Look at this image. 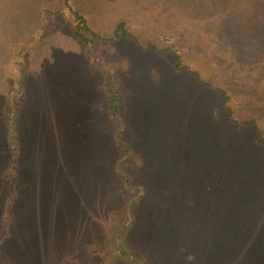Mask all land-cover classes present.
Segmentation results:
<instances>
[{"label": "rangeland", "instance_id": "obj_1", "mask_svg": "<svg viewBox=\"0 0 264 264\" xmlns=\"http://www.w3.org/2000/svg\"><path fill=\"white\" fill-rule=\"evenodd\" d=\"M80 16L108 43L90 53L96 69L76 37L75 28L84 40L90 37ZM120 23L139 42L111 37ZM29 46L19 258L123 264L110 248L123 216L111 176L117 150L100 133L97 89L110 83L106 70H118L132 89L128 135L146 157L143 176L136 174L152 185L136 213L134 254L150 264L204 263L207 223L220 231L228 203L245 200L247 168L260 163L264 178V0H0V66L8 57L24 60ZM157 48L176 52L184 71H176L173 53ZM12 70L7 64L5 77ZM192 70L232 99L225 103ZM3 83L4 77L0 92ZM13 87L21 95L22 85ZM7 185L0 178V191L8 194ZM2 203L0 197V214ZM242 205L245 218L249 210ZM260 219L264 223V215L256 218L257 228ZM188 254L196 260L186 262Z\"/></svg>", "mask_w": 264, "mask_h": 264}, {"label": "trees", "instance_id": "obj_2", "mask_svg": "<svg viewBox=\"0 0 264 264\" xmlns=\"http://www.w3.org/2000/svg\"><path fill=\"white\" fill-rule=\"evenodd\" d=\"M72 6L73 4L70 2V9L74 10ZM81 19L86 30L89 31L90 37L88 40H84L85 35L80 34L75 28L76 37L79 42L81 41L83 46L82 53L87 59L85 60L86 63L92 69H96L94 62H92L91 54L96 52L95 49L98 43H102L103 46L108 43H103L104 41L100 40L103 36L97 37L96 33L91 32L90 22L87 17H81ZM113 36H117L118 40H121L122 38L130 39L132 34L125 30V23H120L117 31L111 37ZM108 38L110 37H105V39ZM132 38L139 42L135 36ZM35 41L37 40L33 37L30 43L33 44ZM30 50H32L30 46L25 49L24 60L17 58L13 61L8 57L7 60L2 61V65L0 66V81L3 82V77L6 79V83H3V88L0 92V153L2 154L0 156V178L5 180L9 185H7L8 194L0 191V197L3 199L2 212L0 214V264H32V259L28 253L23 258H19L17 253V244L21 240L17 232L20 224L17 203L20 200L21 161L25 156V146L21 142L23 141L22 127L25 126L24 118L31 102L30 91L25 87L26 80H30L28 78L31 75ZM155 51L156 53H173L176 71H184L183 69L186 66H182L179 55L176 52L158 48ZM17 53L19 54V52ZM25 61L26 64H24ZM9 63L13 68V72L5 77L4 68ZM101 67L104 69L106 65ZM105 74L110 83L105 85L102 82L97 88L101 92L99 105L100 116L103 119L100 133L101 135H109L110 147L117 150V157L114 156L111 164V176L114 179L115 190L122 196L118 205L123 207V212H121L123 213L122 219L112 229L110 248L114 258L121 260L123 264H150L145 256L137 257L134 254L130 240L131 234L137 229L139 222L136 213H139L140 207L143 206L141 196L145 195L149 197L150 189L148 187H152L147 179L143 180L136 174L139 171L142 175V171L147 168L146 157L139 151L136 141H131L128 135L130 126L126 117L127 111L130 109L131 99L129 96L132 93V89L129 90L126 85L124 86L125 81L120 82L122 75L118 70H115V73L106 70ZM192 75L195 79L205 82L209 89L216 88L212 82L203 81L196 71L192 70ZM153 77L157 79L160 76ZM15 84L22 85L23 90L21 95L19 90L14 89L13 85ZM216 90L219 92V97L225 103H228L232 99V96L227 91L221 88H216ZM15 93L17 96H15ZM140 100L143 102V99ZM103 114L106 115V118ZM123 119L124 122L122 121ZM231 120V122H236L234 119ZM237 127L240 128L239 126ZM240 129H243V126ZM256 142L262 143V139L258 137ZM136 158H139L140 161L134 162ZM254 159L257 160L258 157L255 155ZM147 162H149V158ZM260 162L264 167L262 156ZM246 171L248 172L246 176L249 182V185L246 187L247 197L244 201L234 200L228 203L229 213L223 212V217L225 218L222 220V229L220 231L213 229L207 223L206 230L208 231V235L205 242L208 246L207 244L205 246L206 255L205 259H203L204 263L197 262L195 264H264V223L262 219L260 221L263 224L259 228L256 227V218L259 219L264 215V178L260 172L263 171V168L260 163H254ZM131 187L134 190H131ZM240 187L243 189V186ZM137 190L138 193H141L140 196L137 195ZM241 204L247 210H253L252 213L246 211L245 218L238 211L242 209ZM254 228L256 232H254ZM27 240L28 237L23 242L26 243ZM191 260L193 262L196 260V254H188L185 261L191 262Z\"/></svg>", "mask_w": 264, "mask_h": 264}, {"label": "crops", "instance_id": "obj_3", "mask_svg": "<svg viewBox=\"0 0 264 264\" xmlns=\"http://www.w3.org/2000/svg\"><path fill=\"white\" fill-rule=\"evenodd\" d=\"M90 117V116H89Z\"/></svg>", "mask_w": 264, "mask_h": 264}]
</instances>
